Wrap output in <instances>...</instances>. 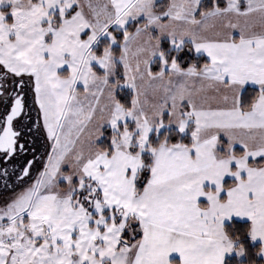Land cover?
Masks as SVG:
<instances>
[{
  "label": "snow or ice",
  "instance_id": "obj_1",
  "mask_svg": "<svg viewBox=\"0 0 264 264\" xmlns=\"http://www.w3.org/2000/svg\"><path fill=\"white\" fill-rule=\"evenodd\" d=\"M0 264H264V0H0Z\"/></svg>",
  "mask_w": 264,
  "mask_h": 264
}]
</instances>
